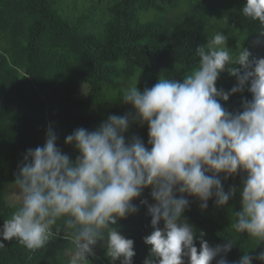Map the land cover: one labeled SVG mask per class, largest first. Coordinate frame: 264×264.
<instances>
[{"label": "clouds", "instance_id": "1", "mask_svg": "<svg viewBox=\"0 0 264 264\" xmlns=\"http://www.w3.org/2000/svg\"><path fill=\"white\" fill-rule=\"evenodd\" d=\"M241 11L264 26V0H245ZM227 39L216 32L197 46L198 66L182 80L159 77L143 90L138 82L126 87L121 103L133 112L109 115L91 131L75 129L64 141L77 151L74 160L57 146L49 127L45 143L28 149L18 165V206L0 226V249L13 239L28 250L40 249L59 234L62 220L74 245L70 264H87L98 242L110 261L134 264V241L114 226L138 212L133 201L148 188L153 203L139 201L153 229L143 237L150 249L143 264H229L234 241L212 246L203 231L197 237L184 215L187 197L206 210L213 197L221 207L239 193L231 228L256 246L264 241V58L244 47L233 54ZM225 71L236 78L229 91L216 86ZM245 90L251 99H242L239 110L222 105ZM133 124L147 125L148 146L135 134L126 139ZM221 174L223 180L243 174L239 188L225 191ZM255 258L264 264V251ZM252 260L245 251L234 264Z\"/></svg>", "mask_w": 264, "mask_h": 264}, {"label": "trees", "instance_id": "2", "mask_svg": "<svg viewBox=\"0 0 264 264\" xmlns=\"http://www.w3.org/2000/svg\"><path fill=\"white\" fill-rule=\"evenodd\" d=\"M66 1L0 0V226L18 206L6 201L7 185L14 183L26 151L45 143L49 127L57 136V146L74 160L77 151L64 143L68 135L79 127L94 130L109 115L133 111L131 105L121 103L124 89L132 84L138 82L143 90L159 77L182 80L198 66L197 46L216 32L228 37L233 54L244 47L253 57L264 58V37L260 36L264 26L245 18L241 10L234 11L245 0H74L83 3L76 15L72 9L65 10ZM220 14L222 23L215 22ZM217 25L221 27L215 30ZM235 83L236 78L225 71L216 86L229 91ZM242 99L250 100L251 93L245 90L221 103L235 111ZM133 134L148 146L146 124H134L126 139ZM242 178L243 174L222 178L225 191L230 186L239 188ZM150 191L145 189L133 201L139 207L137 213L114 226L134 241V264H143L150 252L143 237L153 231L151 217L139 203L145 198L153 203ZM187 198L190 203L184 215L197 237L203 231L212 246L233 240L226 254L229 264L245 251L253 257L252 264H261L255 257L264 251V241L256 246L246 233L231 228L240 209L239 193L221 207L213 197L206 210H201L198 199ZM57 226L59 234L35 251L15 239L3 241L0 264H70L69 253L74 251L70 230L64 229L62 220ZM94 252L89 261L120 264L106 256L103 242L97 243Z\"/></svg>", "mask_w": 264, "mask_h": 264}, {"label": "rangeland", "instance_id": "3", "mask_svg": "<svg viewBox=\"0 0 264 264\" xmlns=\"http://www.w3.org/2000/svg\"><path fill=\"white\" fill-rule=\"evenodd\" d=\"M66 7H65V10H66V8L68 9V10H70V9H72V10H70V12H72V13H74L75 15L76 14H78L80 11H81V9H82V4L81 3H79V4H75V2H74V0H67L66 2ZM243 4H245V1H243L242 2ZM76 6V8H77V6H78V8L75 10V9H73L74 7ZM73 7V8H72ZM242 8L243 7H241V6H238V7H236L235 8V12H240V10H242ZM221 18H222V14H220V15H218L217 16V18H216V20H215V22L216 21H220L221 23H222V20H221ZM214 23V22H213ZM213 23H208L207 22V24L208 25H213ZM246 23H248V21H246ZM221 26L220 25H217V26H214L213 28L215 29V30H218V28H220ZM140 77H141V75H139ZM133 79H134V82H137L138 81V79H137V77L134 75L133 76ZM133 111H131V112H126V113H122V114H117V115H120V116H123V115H126V114H131ZM134 126V124L131 126V128ZM130 128V129H131ZM129 129V130H130ZM7 189H8V194H7V197H6V201L7 202H9V203H12V204H14V203H18V190L15 188V185H14V183H10V184H8L7 185ZM72 252H70L69 253V256L71 257L72 256ZM87 264H98V261L97 260H91V261H89V262H87Z\"/></svg>", "mask_w": 264, "mask_h": 264}]
</instances>
